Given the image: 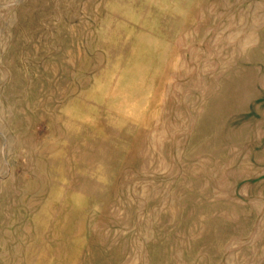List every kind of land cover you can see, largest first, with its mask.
Segmentation results:
<instances>
[{"label":"rangeland","instance_id":"1","mask_svg":"<svg viewBox=\"0 0 264 264\" xmlns=\"http://www.w3.org/2000/svg\"><path fill=\"white\" fill-rule=\"evenodd\" d=\"M0 264H264V0H0Z\"/></svg>","mask_w":264,"mask_h":264}]
</instances>
